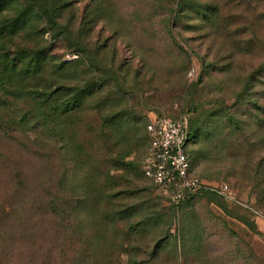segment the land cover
<instances>
[{
  "label": "rangeland",
  "instance_id": "rangeland-1",
  "mask_svg": "<svg viewBox=\"0 0 264 264\" xmlns=\"http://www.w3.org/2000/svg\"><path fill=\"white\" fill-rule=\"evenodd\" d=\"M6 1L0 31L6 20L20 18L29 0ZM76 1L61 13L60 8L58 17L72 28L78 46L73 37L56 38L48 18L33 10L16 34H0L1 55L31 69L24 80L15 78L6 87L8 98H1L0 88V264H68L61 251L65 234L72 233L66 226H74L75 233H109L110 243L102 248L130 252L114 256L111 264L148 259L165 233L171 238L151 264H243L240 254L251 250L264 257V86L251 81L254 64L264 61V46L252 56L250 34L221 19L218 28L233 26L212 37L203 15L214 0L183 1L187 14L177 21L182 0ZM89 42L87 57L82 50ZM78 57L81 65L69 76L83 104L77 117L62 119L58 142L50 146L45 133L16 128L33 105L29 96L68 83L59 67ZM120 115L141 129L137 137L144 144L130 159L140 165L151 119H198L189 148L194 172L209 184L229 185L232 202L208 193L176 207L142 177L140 168L138 184L147 190V200L132 195L128 185L111 192H129L88 205L81 188L88 168L95 171L89 156L94 151L98 156L104 121ZM71 132L83 151L65 142ZM121 175L111 171L110 183ZM86 211L92 221L80 225ZM120 233L124 239L141 234L135 243H120Z\"/></svg>",
  "mask_w": 264,
  "mask_h": 264
},
{
  "label": "trees",
  "instance_id": "trees-1",
  "mask_svg": "<svg viewBox=\"0 0 264 264\" xmlns=\"http://www.w3.org/2000/svg\"><path fill=\"white\" fill-rule=\"evenodd\" d=\"M183 1L179 5V11L177 14L176 21L187 14V10L182 6ZM40 2V3H39ZM216 4H208V10L204 13L205 22L208 24V28L211 30L212 37H220L222 32H227L228 27H232L233 25L227 26L223 28V26H216V22L218 20H222L223 23L227 21L235 22L238 25V28H241L239 32H243V35L247 32L251 36V42L255 43L254 49L251 52V55H257L259 51V46H264V0H219L218 3L214 0ZM74 3H77L76 0H29L26 1L22 5V14L19 16L20 18L17 20L11 19L6 20L5 29L0 31V34L3 36L14 35L18 32V29L21 26H25L27 19L25 17L28 15V12H36L41 18H48V25L50 30L54 33L56 38H60L62 40H67L68 38H74V47L78 46L76 41V35L74 32L70 31L71 27L67 28L66 25L60 22L58 17L59 9L60 13L65 9L72 7ZM7 4L6 0L0 1V13L4 11V6ZM62 4V5H59ZM62 14H60L61 17ZM226 22H225V21ZM227 22V23H228ZM226 23V24H227ZM248 24V25H247ZM242 28H246L244 31ZM59 42V41H58ZM76 42V45H75ZM251 43V45H252ZM72 45V46H73ZM91 46L92 43L89 42L86 47H83V54H87V57L91 55ZM71 45L69 46V48ZM102 49V47H98ZM77 51V49H76ZM233 54V51L231 50ZM243 54V53H241ZM234 55V54H233ZM242 57H247V55H242ZM81 58L78 57L76 60H71L67 63H62L59 67V72L64 76L66 80H69L64 83L58 84L59 86H54L53 88L45 89L40 95L37 91L33 97L29 98L33 100V105L29 109V111L24 115L21 121L16 123V128L25 129L31 127V132L34 134L37 133H45V137L47 138L48 144L54 145L58 142V137L60 136V129L63 125L62 119L72 120L74 117H77L80 109L82 108V101L84 97L83 94H79L78 90L75 89V85L72 81H70V76L74 74V70L77 69L79 65H81ZM26 65H21L20 61L17 59H11L8 55L3 56L0 53V88L3 93L1 98L5 96L8 98V94L11 92L7 91L6 87H10L11 83L15 80V78H19L24 80L29 72L30 68L27 65V68L24 67ZM254 74L251 77V81H258V84L263 85L264 79V61L262 62L258 59L257 63L254 64ZM36 71H38V66L36 67ZM72 71V72H71ZM61 90H65L67 92L61 93ZM14 96H18L14 94ZM62 96L66 97L67 102L62 101ZM256 107L258 110H262L263 108L259 107L256 103ZM7 110V107H2V111ZM20 110L16 109L15 116H19ZM122 115L111 118L110 121H104V126L102 127V133L97 139L98 148H96L98 156L95 154V151L91 156H89V161L94 163L93 172L88 168L85 172V180L86 185H84L81 189L84 191V196L87 198L88 205L95 204V202H99L103 198H116L121 194H124L125 190H120L118 193L113 194L112 189H119L122 186H132V190L130 193L134 196H142V198H148L147 190L142 189L138 182L144 177L147 181H149L155 188V183L152 179L148 178L144 172V165L146 159L148 157V153L151 147L150 137L147 132V124L145 125L146 138L145 141L148 142V149L146 155L140 165L136 161H131L132 155L134 152L140 153V149L143 146V140L137 137V133L140 132V127L137 124H131V122L120 120ZM188 120V139L186 145V153L188 155L190 164H191V173L192 175L200 178L195 172L192 164V159L190 156L189 148L192 141L195 138L196 133H194L195 128L198 126L199 120L194 119L191 121ZM102 126V125H101ZM112 128V129H111ZM107 132V133H106ZM32 135V138H33ZM74 132L70 133V137L65 140L68 146L71 147L72 150L82 149L84 150L83 144L77 147V144L74 143ZM74 152V151H73ZM141 168L142 177L139 176ZM93 172V174L90 173ZM121 172L122 175L118 178L114 179L112 183V179L110 178V172ZM139 176V177H138ZM201 179V178H200ZM202 180V179H201ZM157 189V188H156ZM109 191V192H108ZM78 194V191H74ZM145 192V193H144ZM211 193L223 199H227L232 202V200L220 196L217 193L210 191H202L196 195L189 196L183 201L181 204L177 205L179 207L184 203L190 201L191 199L203 195ZM143 194V195H141ZM150 196V195H149ZM147 200V199H146ZM149 200V199H148ZM151 200V199H150ZM152 202V200L150 201ZM234 202V201H233ZM175 206V205H174ZM259 215V214H257ZM122 215L117 214L116 217L121 218ZM92 215L86 211L85 216L80 220V225L82 223H91ZM65 230H72V233H66L64 237V242L62 243L63 248L61 251L64 253L63 255V263L67 262L68 264H111L114 260V256H118L121 258L122 255H129L130 252L125 250H120L117 252H110L107 248H102V246L110 243L111 238L108 236L109 233H101L98 236H95L92 233H75L74 226H66ZM141 233H130L129 237L124 239L123 236L118 237L119 242L127 241L130 243H135L137 237ZM171 233H165L162 238L158 239L155 251L151 254H148V259H137L135 264H151L158 260L162 253V246L170 240ZM97 243L98 249H93V244ZM138 254V253H136ZM139 255H144L143 253H139ZM243 264H264V257L255 253L254 251H249L248 254L241 253L240 254Z\"/></svg>",
  "mask_w": 264,
  "mask_h": 264
},
{
  "label": "built area",
  "instance_id": "built-area-1",
  "mask_svg": "<svg viewBox=\"0 0 264 264\" xmlns=\"http://www.w3.org/2000/svg\"><path fill=\"white\" fill-rule=\"evenodd\" d=\"M151 147L144 165L145 175L152 179L159 194L172 205L187 197L210 191L233 200L229 185H213L192 175L186 153L188 120L186 117H154L147 123Z\"/></svg>",
  "mask_w": 264,
  "mask_h": 264
},
{
  "label": "crops",
  "instance_id": "crops-1",
  "mask_svg": "<svg viewBox=\"0 0 264 264\" xmlns=\"http://www.w3.org/2000/svg\"><path fill=\"white\" fill-rule=\"evenodd\" d=\"M260 222H261V221H260ZM261 223H262V222H261ZM261 223H260V224H261ZM262 231H264V224H263V226H262Z\"/></svg>",
  "mask_w": 264,
  "mask_h": 264
}]
</instances>
